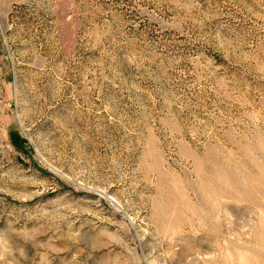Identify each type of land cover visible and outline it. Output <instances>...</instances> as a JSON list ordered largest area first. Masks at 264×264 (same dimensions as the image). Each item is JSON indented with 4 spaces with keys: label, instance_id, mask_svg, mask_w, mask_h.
<instances>
[{
    "label": "rangeland",
    "instance_id": "1",
    "mask_svg": "<svg viewBox=\"0 0 264 264\" xmlns=\"http://www.w3.org/2000/svg\"><path fill=\"white\" fill-rule=\"evenodd\" d=\"M260 222L264 0H0V264H225Z\"/></svg>",
    "mask_w": 264,
    "mask_h": 264
},
{
    "label": "bare ground",
    "instance_id": "2",
    "mask_svg": "<svg viewBox=\"0 0 264 264\" xmlns=\"http://www.w3.org/2000/svg\"><path fill=\"white\" fill-rule=\"evenodd\" d=\"M260 230H264V223L263 222H260L259 227L256 228L252 233L253 234L252 240L255 242V246L252 247V248H254V252L251 251L253 253V254L251 253L252 255H250V254L248 255L247 254V253H249L248 251L247 252L245 251L246 252V254H245L243 252H236L237 251L236 250V251H233L234 254L232 255L234 257V261L228 262L227 259H224V263L225 264H264V252L262 251V249H264V233L261 236L258 234H255V233L259 232ZM231 246L232 245H230L229 247L231 248ZM242 248L243 247L241 246V249ZM246 248L247 247H245V249ZM229 250H231V249H229Z\"/></svg>",
    "mask_w": 264,
    "mask_h": 264
}]
</instances>
